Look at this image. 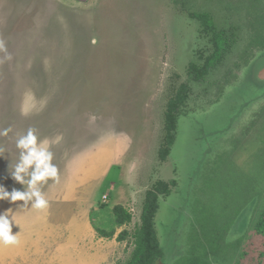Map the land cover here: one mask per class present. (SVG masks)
Here are the masks:
<instances>
[{"label":"rangeland","instance_id":"obj_1","mask_svg":"<svg viewBox=\"0 0 264 264\" xmlns=\"http://www.w3.org/2000/svg\"><path fill=\"white\" fill-rule=\"evenodd\" d=\"M188 12L236 32L201 82L187 67L211 45ZM263 37L264 0H189L184 10L171 0H0L11 56L0 63V129L12 128L0 137V185L26 190L10 176L19 134L60 138L50 144L59 183L41 189L48 207L0 201L20 239L0 248V264H125L145 192L172 179L156 217L161 264H264L254 230L264 215ZM181 83L190 97L163 163L165 108ZM118 205L130 224H115Z\"/></svg>","mask_w":264,"mask_h":264},{"label":"trees","instance_id":"obj_2","mask_svg":"<svg viewBox=\"0 0 264 264\" xmlns=\"http://www.w3.org/2000/svg\"><path fill=\"white\" fill-rule=\"evenodd\" d=\"M175 7L186 9L189 0H171ZM191 19L196 20L202 32L209 36L211 52L207 56L199 54L201 65L190 63L187 67V75L194 82H201L210 71L220 66L226 54L230 53L236 44V32L233 28H217L215 22L208 12H188ZM260 37V36H259ZM264 47L263 40L258 41ZM190 97V88L186 83L179 84L173 95L166 104L164 113L163 137L161 140L158 157L161 162H165L170 154L171 147L175 143L177 122L182 112V108L187 104ZM176 185L175 181L158 180L145 192L139 222L132 234L133 250L125 264H156L162 259L160 240L156 230V217L160 209L161 198L166 199L172 193V188ZM115 224L118 227L130 224L132 215L122 206H115L112 210ZM97 234L104 238H112L114 231H106L102 227H95ZM254 230L264 236V215L258 219ZM127 233L122 232L118 241L125 240Z\"/></svg>","mask_w":264,"mask_h":264},{"label":"clouds","instance_id":"obj_3","mask_svg":"<svg viewBox=\"0 0 264 264\" xmlns=\"http://www.w3.org/2000/svg\"><path fill=\"white\" fill-rule=\"evenodd\" d=\"M92 44L96 43L93 38ZM0 52H4V60H10L7 54L4 40L0 39ZM12 132L11 126L0 129V137H7ZM49 141L47 138L41 140L35 128L29 127L24 134H19L15 140V146L19 151V159L11 172V178L18 184L25 186L26 190L13 188L8 191L0 185V201H7L15 204L17 201L23 202L17 207L23 208L31 204L32 209L43 210L48 207V200L42 193V187L49 180L59 183L57 166L52 162L53 153L50 151V144L59 141ZM4 152L0 147V154ZM17 223L14 217L10 218L9 211L0 212V248H10L20 244L19 233L13 234L12 228Z\"/></svg>","mask_w":264,"mask_h":264},{"label":"flooded vegetation","instance_id":"obj_4","mask_svg":"<svg viewBox=\"0 0 264 264\" xmlns=\"http://www.w3.org/2000/svg\"><path fill=\"white\" fill-rule=\"evenodd\" d=\"M260 72H261V71H260ZM260 72L258 73V78H259V74H260ZM259 79H260V78H259ZM260 81H262V82L264 83V80L260 79ZM185 106H186V105H185ZM185 106L182 108V110L185 108ZM182 113H183V111L181 112L180 116H182V115L184 114V113H183V114H182ZM180 116H179V117H180ZM178 121H179V120H178ZM177 126H178V122H177ZM176 136H177V131H176ZM175 140H176V139H175ZM174 144H175V143H174ZM172 147H173V146H172ZM172 147H171V149H172ZM170 152H171V150H170ZM169 155H170V154H169ZM168 157H169V156H168ZM163 163H165V162H163ZM162 181H163V180H162ZM170 181H175V182H176V185L172 188V192H173V189L176 188V187L178 186V181L175 180V179H172V180H170ZM166 182H169V181H166ZM171 195H172V193H171ZM171 195H170V196H171ZM170 196H169V197H170ZM167 198H168V197H167ZM167 198H166V199H167ZM257 234H258V233H257ZM258 235H260V234H258Z\"/></svg>","mask_w":264,"mask_h":264},{"label":"water","instance_id":"obj_5","mask_svg":"<svg viewBox=\"0 0 264 264\" xmlns=\"http://www.w3.org/2000/svg\"><path fill=\"white\" fill-rule=\"evenodd\" d=\"M259 78L262 79V80H264V70H262V71L260 72V74H259ZM160 261H161V260H160ZM160 261H157L156 264H161Z\"/></svg>","mask_w":264,"mask_h":264},{"label":"bare ground","instance_id":"obj_6","mask_svg":"<svg viewBox=\"0 0 264 264\" xmlns=\"http://www.w3.org/2000/svg\"><path fill=\"white\" fill-rule=\"evenodd\" d=\"M189 162V161H188Z\"/></svg>","mask_w":264,"mask_h":264}]
</instances>
